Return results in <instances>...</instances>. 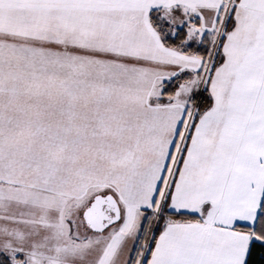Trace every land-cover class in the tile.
Masks as SVG:
<instances>
[{
  "label": "snow or ice",
  "instance_id": "1",
  "mask_svg": "<svg viewBox=\"0 0 264 264\" xmlns=\"http://www.w3.org/2000/svg\"><path fill=\"white\" fill-rule=\"evenodd\" d=\"M0 264H264V0H0Z\"/></svg>",
  "mask_w": 264,
  "mask_h": 264
}]
</instances>
